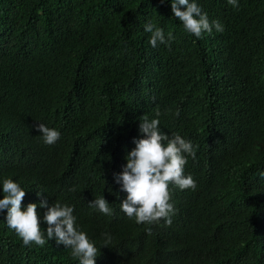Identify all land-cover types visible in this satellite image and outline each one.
I'll list each match as a JSON object with an SVG mask.
<instances>
[{"label":"trees","instance_id":"1","mask_svg":"<svg viewBox=\"0 0 264 264\" xmlns=\"http://www.w3.org/2000/svg\"><path fill=\"white\" fill-rule=\"evenodd\" d=\"M194 2L224 31L197 39L171 0H0V199L5 179L18 183L45 234L42 201L73 207L95 264H264V0ZM147 22L170 47L150 45ZM145 116L196 151L184 167L195 190L169 186L171 226L120 207L114 174ZM39 123L59 131L55 144ZM101 197L112 216L89 207ZM6 216L0 264H79L55 239L23 246Z\"/></svg>","mask_w":264,"mask_h":264},{"label":"clouds","instance_id":"2","mask_svg":"<svg viewBox=\"0 0 264 264\" xmlns=\"http://www.w3.org/2000/svg\"><path fill=\"white\" fill-rule=\"evenodd\" d=\"M227 2L233 8L239 7L238 0ZM171 11L182 23L184 30L197 39L205 32L211 34L213 28L217 32L224 31V26L218 20L209 22L207 13H203L194 0H171ZM144 31L151 34L149 43L153 48L159 44L170 47L174 40L171 33L166 39L163 30L151 22L144 25ZM156 116H160L159 111ZM159 126V119L143 117L139 124L143 138L134 141L136 147L128 153L123 171L114 174V179L120 185V191L127 194L120 207L128 218H134L137 224L147 225L163 220L167 226H171V216L175 214V209L170 203L169 186L174 184L180 190H195L196 182L191 175H184V167L189 156L195 160L196 151L190 141L179 134L169 137L160 131ZM36 130L41 133L45 145H53L60 138L59 131L42 123L36 125ZM2 190L4 195L0 199V210L7 209L6 223L22 240L23 246L35 244L43 247L46 242L55 239L57 244L71 249L72 256L79 260V264H95L98 249L89 241L86 233L77 229L73 207L59 202L49 207L46 200L42 201L40 207L47 209L43 217L48 225L45 234L39 226L37 204L29 203L26 210H21L26 191L12 179L3 181ZM89 207L105 215L113 214L104 197L94 199ZM146 232L150 235L151 227L146 228ZM110 242L111 237H107L104 246L108 247Z\"/></svg>","mask_w":264,"mask_h":264},{"label":"bare ground","instance_id":"3","mask_svg":"<svg viewBox=\"0 0 264 264\" xmlns=\"http://www.w3.org/2000/svg\"><path fill=\"white\" fill-rule=\"evenodd\" d=\"M114 213V212H113ZM115 215V214H114ZM112 216V215H111Z\"/></svg>","mask_w":264,"mask_h":264}]
</instances>
